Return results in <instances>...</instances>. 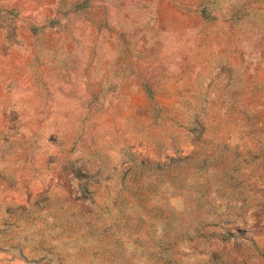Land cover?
<instances>
[{
  "label": "rangeland",
  "instance_id": "obj_1",
  "mask_svg": "<svg viewBox=\"0 0 264 264\" xmlns=\"http://www.w3.org/2000/svg\"><path fill=\"white\" fill-rule=\"evenodd\" d=\"M0 264H264V0H0Z\"/></svg>",
  "mask_w": 264,
  "mask_h": 264
}]
</instances>
